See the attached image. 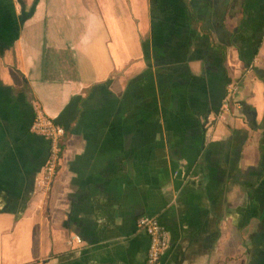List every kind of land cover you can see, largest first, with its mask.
I'll list each match as a JSON object with an SVG mask.
<instances>
[{
  "label": "crops",
  "instance_id": "0c3cea01",
  "mask_svg": "<svg viewBox=\"0 0 264 264\" xmlns=\"http://www.w3.org/2000/svg\"><path fill=\"white\" fill-rule=\"evenodd\" d=\"M141 216L159 264H264V0H0V264H144Z\"/></svg>",
  "mask_w": 264,
  "mask_h": 264
},
{
  "label": "built area",
  "instance_id": "2783aa9c",
  "mask_svg": "<svg viewBox=\"0 0 264 264\" xmlns=\"http://www.w3.org/2000/svg\"><path fill=\"white\" fill-rule=\"evenodd\" d=\"M237 84L230 83L222 100L218 118L223 119L229 113L232 99L237 92ZM30 131L44 138L48 143V155L44 166V181L50 183L57 175L62 158V143L65 131L57 122L47 116L41 109L34 110ZM138 229L145 232L149 245L144 264H159L161 257L168 247V232L155 216H141L137 219ZM79 241L78 239H76Z\"/></svg>",
  "mask_w": 264,
  "mask_h": 264
}]
</instances>
